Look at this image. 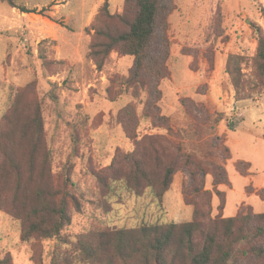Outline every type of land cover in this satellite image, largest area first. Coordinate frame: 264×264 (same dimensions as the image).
<instances>
[{"label":"rangeland","instance_id":"obj_1","mask_svg":"<svg viewBox=\"0 0 264 264\" xmlns=\"http://www.w3.org/2000/svg\"><path fill=\"white\" fill-rule=\"evenodd\" d=\"M15 1L31 11L22 12L0 1V124L16 88L35 79L52 172L59 182L69 177L66 188L77 199L78 208L69 202L71 220L62 239L30 241H21L18 223L0 210V257L9 253L13 264H52V259L55 264L63 260L85 264L78 260L73 242L91 228L188 221L193 207L185 203L184 196L193 200L194 187L202 184L203 189L223 193L230 187H213L211 173L192 179L186 168L178 166L160 200L148 189L140 196L129 193L118 181H108L109 190L101 188L94 176L120 174V168H127L124 153L147 133L166 138L168 146L180 143L185 151L205 157L202 164L207 165L210 155L223 162L233 187L226 194L225 214L232 215L234 205L243 200L252 203L255 211H264V200L257 199L258 195L257 203L244 195V191L249 195L255 190L251 184L244 190L246 179L233 165L245 159L251 163L248 174L259 173L253 179L264 174L261 152L254 151L261 146L260 123L251 122L252 113L258 116L264 107V86L259 84L252 59L256 41L251 30L254 23L264 33L260 13L264 0H172L174 9L166 18L168 77L160 81L161 96L156 103L146 90L136 99L128 91L111 100L116 93L112 80L115 75H128L131 56L120 57L111 51L101 70L85 56L92 37V30L86 27L101 4L107 2L109 11L117 13L123 0ZM41 41L48 58L65 62L56 73L46 75L42 70L37 57ZM236 52L245 56L241 72L247 85L243 92L249 95L240 100L233 98L225 66L227 55ZM128 103L136 116L129 121L132 139L125 136L117 121L120 109ZM217 115L222 116L218 122ZM171 123L178 128L168 131ZM256 131L258 139L252 145L248 139ZM219 142L228 147L229 159L223 158ZM221 198L212 193L209 217L223 215L217 208ZM202 205L204 210L208 208L207 203ZM254 261L248 258L243 264Z\"/></svg>","mask_w":264,"mask_h":264},{"label":"trees","instance_id":"obj_2","mask_svg":"<svg viewBox=\"0 0 264 264\" xmlns=\"http://www.w3.org/2000/svg\"><path fill=\"white\" fill-rule=\"evenodd\" d=\"M0 1L22 12L31 11L15 0ZM173 9L172 0H123L122 9L117 13H111L105 1L99 7L86 27L92 30L86 58L97 70L103 68L111 51L120 57L133 58L128 75H115L112 80L116 91L112 101L128 91L136 99L145 90L155 103L159 101L160 81L168 77L166 18ZM260 13L264 20L263 8ZM251 30L256 41L252 59L259 84L264 86V33L254 23ZM37 47V57L46 75L56 73L65 63L62 59L48 58L43 41ZM244 59L242 52L228 54L226 58L234 100L249 97L243 92L247 85L241 72ZM201 108L203 110L202 105ZM133 117L136 118L132 103L122 107L117 116L123 133L130 139L132 125L129 121ZM221 118L217 115L215 121ZM173 125H167V130L178 128ZM168 145L164 137L144 134L124 153L127 168H120V174L94 177L106 190L110 189L108 181H118L129 193L140 196L148 189L157 200L169 189L178 166L186 168L192 179L198 174L211 173L213 187L230 185L223 162L210 155L205 165L202 164L205 157L185 151L180 143ZM218 145L224 153L223 158L229 159L228 147L220 142ZM234 162L240 175H248V161L238 159ZM68 181L67 176L59 182L52 172L42 105L37 97L35 79H32L16 88L0 124V210L18 223L21 241L62 239L71 220L69 202L72 200L73 206L78 208L77 199L66 188ZM194 189L193 200L184 196L185 203L193 207L190 220L143 223L137 227L91 228L73 242L78 260L85 264H243L244 260L253 258V264H264V211L257 212L250 204H245L231 216L217 213L209 217L212 193L222 196L217 205L222 212L225 192L203 189L202 184ZM255 194L264 200V187L256 189ZM203 203L208 204L206 210ZM0 264H13L9 253L0 257ZM52 264H55L53 259ZM62 264H67L66 260Z\"/></svg>","mask_w":264,"mask_h":264},{"label":"crops","instance_id":"obj_3","mask_svg":"<svg viewBox=\"0 0 264 264\" xmlns=\"http://www.w3.org/2000/svg\"><path fill=\"white\" fill-rule=\"evenodd\" d=\"M261 114V115H260ZM242 116H243V114H241ZM261 116V117H260ZM242 120H243V118H241L240 119V122H242ZM254 120H257L258 121V123H260V128H259V130H260V143H261V146L259 145V147L257 146V147H255L254 148V151L256 152V153H258L259 151L261 152V158L263 159V161H264V107H262L261 108V110L259 111V115L257 116V115H255L254 113H252V115H251V122L253 123V121ZM240 122L238 123V127L240 126ZM258 131V130H257ZM257 131H256V133H255V135L253 136L252 134H250V138L248 139V141H251V144L253 145V144H255L254 143V141H256V139H258L257 138V135H258V133H257ZM259 142V141H258ZM261 148V149H260ZM245 160V159H244ZM247 161V160H246ZM250 163V162H249ZM250 167H251V163H250ZM235 169V168H234ZM236 171V170H235ZM227 172V171H226ZM237 172V171H236ZM250 172H252V170L250 169ZM238 173V172H237ZM239 174V173H238ZM256 174H258L259 175V173H258V171L256 172V173H253V175H251V174H248V175H241V176H243L245 179H246V183H245V185H244V190H245V187L246 186H248L249 184H251L252 186H253V188H254V190H256V189H259V188H262V187H264V174H261V176H259V177H256V178H254L253 179V176H255ZM240 175V174H239ZM229 183H230V187L229 188H227L224 192H225V199H226V194H227V191H233V187H232V185H231V181L229 180ZM244 195L246 196V197H248V198H253V203L255 202V203H257V201L258 200H255L256 199V194L254 193H250L249 195H247L246 194V192L244 191ZM257 199H259V200H261L260 198H258L257 197ZM246 200H248V199H246ZM263 201V200H262ZM226 202V201H225ZM242 202H244V200L243 201H241V202H239L238 204L236 203L235 205H234V209H233V212L235 213L236 211H237V209H238V206H239V204L240 203H242ZM244 203H246V204H250L252 207H253V209L255 210V208H254V206L252 205V203H250L249 201H246V202H244ZM225 207H226V204H224V207H223V215L224 216H231V215H227V214H225L224 213V211H225ZM233 213V214H234ZM232 214V215H233Z\"/></svg>","mask_w":264,"mask_h":264}]
</instances>
